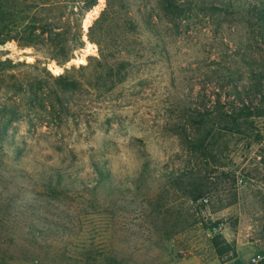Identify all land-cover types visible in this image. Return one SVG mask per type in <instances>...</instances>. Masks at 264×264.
<instances>
[{"label":"rangeland","instance_id":"obj_1","mask_svg":"<svg viewBox=\"0 0 264 264\" xmlns=\"http://www.w3.org/2000/svg\"><path fill=\"white\" fill-rule=\"evenodd\" d=\"M84 1L0 0V264L263 262L264 0Z\"/></svg>","mask_w":264,"mask_h":264},{"label":"trees","instance_id":"obj_2","mask_svg":"<svg viewBox=\"0 0 264 264\" xmlns=\"http://www.w3.org/2000/svg\"><path fill=\"white\" fill-rule=\"evenodd\" d=\"M79 2L80 3H84V6H81V4H79V6H78L80 8V11L83 12V13L87 12L89 10V8L91 7L90 6L91 2H90L89 5L84 0H77V3H79ZM64 9H65L64 5L61 2L56 1V2H53V4L46 5V8L43 9V10L44 11H57V10L58 11L59 10L61 11L62 10L63 11ZM63 12H61L60 17H63L64 16V15H62ZM256 12H258V10H256ZM263 15H264V13H263ZM258 20H259V16H258ZM263 20H264V16L259 21H263ZM259 25L260 26L257 27V30L256 31H257V34L260 37V40H261L260 43L264 44V32H263L264 31V28L262 27V26H264V23L261 22V23H259ZM6 29H7V26L5 24H3V21H0V44H3L5 42L4 39H8V38H4L5 37V34L4 33H5V30ZM36 29H38V28L35 27L34 28V31ZM39 29H41L42 32H41V34H35L36 36L37 35H40L41 36L44 33H49L48 28L46 29V28H43V27L42 28L39 27ZM77 33H79V35H74V40H72V48L73 49L74 48H77L78 49V48H81L82 46H84V41H83V34L84 33H83V31L81 30L80 27H79V31L77 30ZM50 34H51V36H53L52 32H50ZM89 38L92 40L91 36H89ZM46 40H47V38H46ZM18 42L20 43V40L19 39H18ZM19 45L20 46H25V45H22V44H19ZM58 45H59V43L56 46H58ZM56 46H55V48H56ZM52 57L54 59L58 60V63L60 65H64V64L68 63L71 60V56L67 52L66 53L65 52H62V54H60L61 60H59L58 58H55L54 56H52ZM14 67H16V65H12V69H14ZM0 75L2 76V73ZM12 77L14 78L15 76H12ZM10 89H12L15 92H17L18 90L21 91L23 89V86L17 85V82L15 81L12 84V86H10ZM229 113L230 112L228 110L227 112H225V114H221V115L227 116L229 119H231V116L229 115ZM218 226H214V227H218ZM213 228H212V230H213ZM233 256H235V254ZM259 264H264V261L263 262H260Z\"/></svg>","mask_w":264,"mask_h":264},{"label":"crops","instance_id":"obj_3","mask_svg":"<svg viewBox=\"0 0 264 264\" xmlns=\"http://www.w3.org/2000/svg\"><path fill=\"white\" fill-rule=\"evenodd\" d=\"M254 255L247 251H241L240 247L236 245V254L228 259H217L212 264H252L251 259Z\"/></svg>","mask_w":264,"mask_h":264},{"label":"built area","instance_id":"obj_4","mask_svg":"<svg viewBox=\"0 0 264 264\" xmlns=\"http://www.w3.org/2000/svg\"><path fill=\"white\" fill-rule=\"evenodd\" d=\"M221 230H222L221 226L214 227L212 230V233L213 234H219L221 232ZM262 259H263V257L261 254H256L252 257L251 263L252 264H259L262 261Z\"/></svg>","mask_w":264,"mask_h":264}]
</instances>
